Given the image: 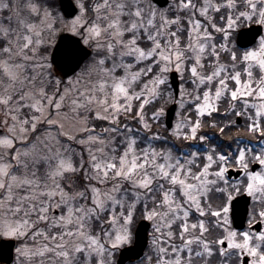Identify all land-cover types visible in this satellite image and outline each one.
I'll return each instance as SVG.
<instances>
[{
    "label": "rangeland",
    "instance_id": "1",
    "mask_svg": "<svg viewBox=\"0 0 264 264\" xmlns=\"http://www.w3.org/2000/svg\"><path fill=\"white\" fill-rule=\"evenodd\" d=\"M88 1L75 0L78 15L65 19L46 0H0V239L21 241L17 264L31 258L36 264H116L146 218L152 222L146 257L157 255L150 264H177L183 249L190 255L196 238L172 247L167 241L160 254L158 240L162 245L163 234L172 236L175 224L195 226L181 204L200 210V194L211 183L228 182L227 163L218 155L221 168L213 169L218 160L208 154L201 165L196 152L180 160L170 147L156 149L153 138L161 135L152 130L153 122L165 126L166 109L176 101L170 133L195 137L200 117L229 94L239 124L243 116L258 129L264 124V34L243 53V72L217 65L204 73L203 59L216 53L217 44L204 34L200 19L181 13L191 11L189 3L172 1L159 9L152 0H96L93 7ZM202 2L210 17L224 1ZM241 18L264 25V0H247ZM63 31L81 36L94 54L62 81L50 56ZM222 32L226 41L230 31ZM173 70L181 79L178 98L170 84ZM17 91L20 99L12 102ZM155 101L159 106L148 113L146 106ZM128 112L133 118L122 119ZM95 118L110 121L106 134L95 130ZM262 152L242 148L237 155L239 167L248 168L244 190L257 202L264 171L251 172L249 162L262 163ZM260 214L264 219V210ZM95 218L99 224L93 227ZM254 233L233 231L218 241L251 256L250 264H264L258 248L264 230Z\"/></svg>",
    "mask_w": 264,
    "mask_h": 264
},
{
    "label": "trees",
    "instance_id": "2",
    "mask_svg": "<svg viewBox=\"0 0 264 264\" xmlns=\"http://www.w3.org/2000/svg\"><path fill=\"white\" fill-rule=\"evenodd\" d=\"M44 1V0H40ZM50 6L57 8L58 0H46ZM246 6V0H233L232 6L226 4L224 7H221V11H217L212 14V22L224 29L228 25L232 24L233 19L239 21L241 19V13L243 8ZM198 6L195 5L193 11L187 12L182 11V14L191 15L193 18H202L204 20V25L207 26L209 32H212L216 36H222V32L215 29L214 25L211 23L210 19L204 17L200 11L197 9ZM244 49L237 47L235 44H229L227 48H221L217 50V55L210 54L209 56L204 57V66L203 69L206 72L210 73L213 68L217 65H230L234 64L236 70L244 71L243 67V58L242 53ZM232 99L228 95L223 96L219 101V105L212 110L210 113L200 117V122L197 130V135L195 137L187 135H173L170 133L167 128L161 127V124H153V131L159 132L161 136L154 137L153 146L156 149H164L170 147L171 150L177 154H184L185 152H197V160L199 164H203L205 158L212 157L217 159L218 155L224 154L228 161L226 162L228 166L238 167L237 155L240 151L242 145H246L249 140H257L264 134V124L260 129H251L246 122L238 124L235 116V110L231 109ZM159 105V104H158ZM157 104H153L151 107L146 106V111L149 113L153 112ZM151 109V110H150ZM123 115L122 119L125 117L133 118L130 112ZM195 118V114H191ZM129 118H126L128 120ZM95 124V130L98 132H103L102 134L107 133L106 126L111 124L110 121L104 118H95L93 120ZM132 124L138 125L136 121H131ZM133 130L135 131L136 126ZM40 131V126H38L33 132L32 137L36 138L37 132ZM195 157V156H194ZM193 157V158H194ZM218 160V159H217ZM220 160L217 161L213 169L221 168ZM237 184V189L242 192L243 189L240 188V185L231 180V182H226L221 179L217 184H210L207 190L200 194L199 205L200 210L191 204L183 202L181 205L188 207L190 210V215L188 219L195 222V226L185 229L179 224L173 225V234L167 235L166 233L162 235L163 246L167 245V241L170 242L169 246L172 247L176 242L185 243L188 239L196 238L197 241L194 247L205 250V246L213 245V243L218 244L220 237H226L228 231L233 227L229 226L228 219V203L232 195L236 193V186L233 185L232 189L230 188L231 184ZM152 196L156 197L154 205H158L161 200V193L158 189L157 182L152 183ZM169 186V184L167 185ZM149 187L147 188L148 191ZM145 190V189H144ZM139 209L142 211V203H139ZM177 208V207H176ZM181 211V210H180ZM102 217V216H101ZM142 217V215L140 216ZM99 224V220L95 218L92 226L96 227ZM157 249L158 253H161L162 245L161 240H158ZM36 242V241H35ZM216 247V245H215ZM206 252V253H205ZM205 256L195 255V251L188 256L185 251L181 252V255L176 259L177 264H216L213 256H207L208 252L205 250ZM175 255L177 252H174ZM160 256V255H159ZM37 258L28 259L26 264H36L35 260ZM155 261V258L148 260L147 257L129 263V264H150ZM17 264V263H13ZM19 264V263H18ZM232 264H240L239 261L233 260Z\"/></svg>",
    "mask_w": 264,
    "mask_h": 264
},
{
    "label": "water",
    "instance_id": "3",
    "mask_svg": "<svg viewBox=\"0 0 264 264\" xmlns=\"http://www.w3.org/2000/svg\"><path fill=\"white\" fill-rule=\"evenodd\" d=\"M158 5L165 6L169 0H154ZM60 6L65 17L70 18L77 14L78 7L73 0H60ZM263 25L253 24L249 27L242 28L238 36V44L240 47H249L253 45L259 36L263 33ZM93 51L86 44H84L80 36L71 34L69 32L60 33L58 40L51 53V61L58 71V73L67 78L76 73L83 63L92 55ZM171 83L174 88L176 96L179 94V75L177 71L171 73ZM177 104H172L167 110L166 124L170 128L174 121V114ZM259 165L254 164L253 169ZM230 176L238 177L241 171L230 169L228 171ZM251 197L244 193L235 197L232 202V218L234 227L242 229L246 225V219L249 211ZM151 222L147 219H142L138 223L135 231V239L133 244L123 247L117 259V264H126L129 261H136L142 258L145 254L146 247L149 242V229ZM259 230L261 223L254 225ZM15 239H1L0 241V262L4 264H11L15 258ZM247 263V261H245Z\"/></svg>",
    "mask_w": 264,
    "mask_h": 264
},
{
    "label": "flooded vegetation",
    "instance_id": "4",
    "mask_svg": "<svg viewBox=\"0 0 264 264\" xmlns=\"http://www.w3.org/2000/svg\"><path fill=\"white\" fill-rule=\"evenodd\" d=\"M172 1H176V0H171ZM90 2H92L90 0ZM191 2V1H190ZM188 2V3H190ZM171 4V3H170ZM169 7V6H167ZM166 7V8H167ZM5 11V10H3ZM8 13V11H6ZM250 25V24H249ZM241 28H238L236 34L234 30H232V28H227L228 31H230V34H229V37H228V41L231 42V43H237V40H238V34H239V30ZM1 42L2 40L0 41V45H1ZM257 44V43H256ZM1 72V71H0ZM14 95V94H13ZM15 98L13 99L12 102H18V100L20 99L19 97V92H15ZM259 155H262V163L255 160L254 162H258L260 163V166L257 167L256 169H253V164L254 162L251 163V166H250V170L251 172H257V170H263L264 171V153L263 154H259ZM241 177V180H242V183H243V186L247 183L248 181V168H243V173L242 175L240 176ZM262 201L261 202H257L253 199V196L251 194H249L248 192H246V190L244 192L248 193L250 196H251V204L254 203V207H252L249 211V214H248V217H247V222H246V228L243 230V231H236L235 229L233 230H229L228 231V234L232 233L233 231L237 232L238 233V236H240L244 231L246 232H249L253 235H256L255 232H258L260 233L261 231L264 230V219L262 218V214L261 211L264 210V183L262 184ZM233 198L230 199L229 201V204H228V207H227V210H228V215H229V219H228V223H229V226L233 227V218H232V210H231V202H232ZM262 224L261 228L259 230H255L256 228L253 227L254 224ZM228 241H223L222 243H220L218 241V244L216 243H213V245H210V251L208 252L207 256H213L214 258V261L216 264H232V261L235 259L237 261L240 262V264H250L252 258L251 256H249L248 254H244V255H240V254H237L236 252H233L231 250H229L230 247H228ZM264 244V240H262L258 246L261 247V245ZM216 245V247H215ZM264 247V245H263ZM224 248V249H223ZM263 252H264V248H262ZM194 251H195V255H201L202 257L205 256V254H203L202 252H200L199 248H194ZM245 261H247V263H245Z\"/></svg>",
    "mask_w": 264,
    "mask_h": 264
}]
</instances>
